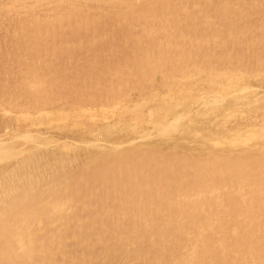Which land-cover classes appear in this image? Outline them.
<instances>
[{"label":"rangeland","instance_id":"obj_1","mask_svg":"<svg viewBox=\"0 0 264 264\" xmlns=\"http://www.w3.org/2000/svg\"><path fill=\"white\" fill-rule=\"evenodd\" d=\"M24 1L23 0H0V11H1L0 13L2 14V15L0 14V24L2 25V26L0 25V51H1L0 52V60H1L0 61V68H1L0 69V81H1L0 82V92H1L0 93V101H1L0 102V104H1L0 105V135H2L3 133L9 132V131H13L14 133L23 134L27 130L35 129V130H39V132L40 131L43 132V131H47V130L52 131L51 133L55 136L54 138H57V136H59V137H63V136L65 137L66 136L65 138H68V139H74L75 138L76 141H80V140H89V139L95 138V136L100 135L99 138L106 137L104 139H108L111 141H120V139L122 140L125 138V134L122 132V130H123L122 126L121 127L115 126V128H114V125H113V127L109 128V126H107L105 123L99 122L98 120L95 122H92L91 120H89L88 117L83 116L85 114L79 113L78 108L88 109L90 107L94 108L95 106H105V105L109 106L111 104L115 105L117 103L126 107V105H128V103H130L132 100H136V97L138 98V95H140L141 92H143V89L146 88V86H149V85L152 86L155 83L159 82L164 77L163 76L164 73H167L168 71H170L172 68L175 67V66H173L171 68L169 66L170 64L166 63V61L169 62V60L162 59L164 56L168 57V56L172 55L175 57L178 55H183L181 57L183 60H187L188 58L191 59L192 62L189 63L188 67H186V65L184 64L183 66L176 68V69H178L177 70L178 74L181 73L179 75L180 79L182 77H189L188 76V75H190L189 71L190 70H192V71L196 70V66L194 67L193 65H199L202 67H207V69H210V68L216 69L217 68L218 70L221 69L224 72L230 71L229 75L233 76L232 78L230 77V79H232V80L228 81V82L224 81L223 84H221L224 86L233 87V86L241 85L244 83H248L250 85L251 84L257 85L258 84V85L264 86V68H263L264 67V58H263L264 57V54H263L264 53V22H263L264 21V0H225V1L224 0H135V1L134 0H125V1L124 0H88V1L87 0H60V1L59 0H48V1L47 0H42V1L41 0H37V1L36 0H27L28 2L26 0H24ZM43 1H44V3H42ZM21 2H23L24 5ZM38 2H39V4L40 3L41 4L39 5ZM54 4H55V6H54ZM91 5L93 7H91ZM86 6H88V7H86ZM31 7H32V9H31ZM36 8H37V10H36ZM7 9H9V10H7ZM23 9L25 11H23ZM12 10L15 12H13ZM14 13H16V14H14ZM32 13H33V15H32ZM58 13H59V15H58ZM11 14H12V16H11ZM41 14L42 15L44 14V15L42 16ZM51 14H53V15H51ZM14 15H16V16H14ZM234 15H236V16H234ZM29 16L31 18H29ZM7 17H9V18L7 19ZM35 18H36V20H34ZM27 19H28V21H27ZM67 19H68V21H67ZM2 21H3V23H2ZM231 21H232V23H231ZM80 22L84 23L82 31H80V29L78 28V24ZM28 23H29V25H28ZM60 23H61L62 27H61ZM239 25H241V27ZM47 27H49V28H47ZM45 28H46V30H45ZM241 28H242V30H241ZM38 30H40L41 32ZM228 30H230V31H228ZM261 30H263V32H260ZM60 32L62 33V35ZM72 32L74 35L72 34ZM229 32H231L230 35H229ZM78 33H79V35H78ZM9 34H10V36H9ZM25 34H27V35H25ZM233 34H234V36H233ZM235 35H237L236 38H235ZM22 37H23V40L21 39ZM43 37H45V38H43ZM5 38H7V39H5ZM133 38L137 39V40H135V43L133 42ZM166 38L169 40L168 42H170L169 43L170 46L165 48V47H162L160 44L162 41H166L165 40ZM109 39L112 40L113 45H115L114 47L119 48V52H120V50H122V51L125 50V53L128 52L129 54L133 55V50L138 51V48L148 47L150 49L153 48V51L157 50V48H159V50H161V54L158 53V51H156V52L152 53L151 55H149V57L145 59V62L143 63V65H141V66H143L142 69H141V67H138V66L136 67L135 64L132 62H129V63H126L125 65H123L124 70H123V67L120 70H122L123 73L126 72L125 78L123 79L125 81H123V80L119 81L117 79V81H119L120 83L115 81L116 77H117V75H115V73H118L117 70H114L111 68H109L107 71V72H109V74L104 76L103 78H100V76H102V75H100L99 73H96L97 77L94 76L95 74L92 73L93 79L90 81L89 80V74H87V73H89L87 68L93 67L94 72H100L102 70V68L106 69L107 65L111 64V63H109V61L111 62L113 60V57L116 54V53L112 54V52L107 50L108 48L106 46H108L107 44H108ZM33 40H34V42H33ZM39 40H40V42H39ZM228 40H230L229 43H228ZM199 41H201V44L197 45V42H199ZM241 41H242V44H241ZM28 42H30V43H28ZM61 42H62V44H61ZM235 42L236 43L238 42L239 46ZM251 42H252V44H251ZM260 42H261V44H260ZM9 43H10V47L8 45ZM46 43H47V45H46ZM227 44H228V46H227ZM35 45H37V46H35ZM224 46H225V48H224ZM235 46L237 47V49ZM56 47H57V49H56ZM252 47H254V48H252ZM8 49H9V51H11L10 52L11 54L9 53ZM234 49H235V51H234ZM238 49H242L245 52V54L243 51L238 50ZM255 49H257V50L255 51ZM64 50L66 52H64ZM213 50L216 52V53L214 52L215 54L213 53ZM252 50H253V52H252ZM17 51H18V53H17ZM97 51H101L100 55H99V59H97L98 61H96L97 63H95V64H98L99 66L95 65V64H90V62H92L91 60L95 59V56L93 54ZM231 51H232V53H234L235 56H233V54H231ZM36 52H37V54H36ZM91 52H93L92 53L93 56H91ZM248 52H250V53H248ZM7 53H8V55H7ZM254 54H256L257 56ZM260 54H261V56H260ZM54 55H57V56H54ZM226 55H227V57H226ZM78 56L82 59H80ZM38 57H39V59H38ZM245 57H246V59H245ZM259 57H260V60H259ZM212 58L216 62H214V60ZM3 59L5 62L3 61ZM159 59H162L163 60L162 63H165L169 69L167 68V70L163 71V70L158 69V67L156 66L155 70H154L156 72H153V73L148 72L151 70V67L153 65L157 64ZM225 59H226V61H225ZM28 60H29V62H28ZM50 61H51V63H50ZM77 61H79V62H77ZM242 61H244V62H242ZM251 61H253V63ZM81 62H83V63H81ZM88 62H89V64H88ZM9 63H11L12 65ZM248 63H249V65H248ZM258 63H260V64H258ZM29 64H31V65H29ZM40 64H42V65H40ZM83 64H85V65H83ZM86 64H88V66ZM214 64H215V66H213ZM4 65H5V67H4ZM10 65H11V67H10ZM92 65H94V66H92ZM47 66L49 67V69ZM51 66H53V67H51ZM85 66H86V68H85ZM191 66H193V67H191ZM230 66H231V68H230ZM234 66L236 67V70H235ZM237 66H240V67H237ZM241 66L243 69L241 68ZM222 67H224V68H222ZM246 67H248V68H246ZM5 68H6V71H5ZM59 68H60V70H59ZM61 69H63V70H61ZM226 69H227V71H225ZM9 70L11 71V73ZM14 71L17 74L14 73ZM46 71H49V72H46ZM50 71L51 72L53 71V72L51 73ZM61 71H63V72H61ZM251 71H252V73H251ZM58 72H59V74H58ZM3 74H5V75H3ZM69 74L71 75L70 77H69ZM82 74H84V75H82ZM241 74H244V75H241ZM2 75H3V77H2ZM21 75H22V77H21ZM98 75H99V77H98ZM176 75L174 74L173 76L177 77ZM54 76H56V77H54ZM67 76H68V78H67ZM79 76H82V77H79ZM204 76H207V75H204ZM16 78H17V81L14 80ZM21 80L23 82H21ZM2 81H4V82H2ZM39 81H40V83H39ZM50 81H52V82H50ZM87 81H88V83H87ZM175 81H177V80L174 79L173 82H175ZM257 81H258V83H257ZM77 82H78V84H77ZM105 82H107V83H105ZM216 82H217V79H216ZM231 82H232V84H231ZM123 83H124V85H123ZM57 84H59L60 86ZM171 84H169L163 91H161V93H166V92L171 93L173 91H176L175 92L176 95H179V93H181V95L184 94L185 96L182 98V101H181L182 104L180 103V107H183V106L184 107H190L191 105L196 103V101H197L196 97L199 93L198 91H200L199 88H193L190 90V92L185 94L183 92V89H180L181 86L183 87V85H182L183 83H180V87H178L177 90H172L173 85H171ZM63 85H64V87H63ZM81 86H82V88H81ZM216 87H219V86L216 85ZM100 88H102V89L100 90ZM78 89H79V92H78ZM88 90H89V92H88ZM6 91H7V93H6ZM16 91H17V93H16ZM187 91H188V88H187ZM120 92H122V93H120ZM33 93H35V94H33ZM80 93H81V95H80ZM109 93H111V94H109ZM114 93L115 94L117 93V94L115 95ZM190 93H191V95H190ZM195 94H196V96H195ZM73 95H75V96H73ZM84 95H85V97H84ZM192 95H194V96H192ZM132 96H134V97H132ZM41 100H42V102H41ZM70 101H71V103H70ZM76 101H78V102H76ZM244 101L245 102H241V103H243L242 105L245 104L246 106L244 108H242V110L240 109V112L236 113V115L233 116V119L235 120V122L245 120L246 118H249L251 116H254L256 114L263 112V110H264V108H263L264 102H262V103L261 102L249 103L248 104V103H246V102H248V100H244ZM13 102H15V103H13ZM31 102H33V103H31ZM48 103H50V104H48ZM154 104L148 105L147 107L143 106L144 109L146 108L145 110H147L148 108L153 109L152 111L154 114L152 116V119L156 118V117H157V119L163 118V115L165 117H169V115L173 113L172 111H175V112L177 111V108H171V105L162 104L161 101L157 102V105H154ZM189 104H190V106H189ZM19 105H20V108H19ZM154 106H155V109L157 108L158 111L153 108ZM220 106H219L220 108L214 107L213 110H212V108H210L209 112L205 111L206 113L204 111H200V113L198 112L192 118H190L187 123L182 124L183 127L181 129H184V131L185 130L187 131V135L185 134V135L181 136V138L184 136V138H182L183 141L179 140V141H177L178 143H176V142L173 143L171 141H168L166 138H163V139H160L161 142H159V143H162V146H160L161 144H159L158 141H148V143H146V144L144 143L146 146L144 144H142L137 149L132 150L134 153H138V154H134V153L128 154L127 153L126 155H130L133 158L138 156L139 158L143 159L144 161H150V162L152 161L153 162L152 164H154L155 162H159L160 160L168 159L169 157L171 159L184 157L185 160L192 158L191 160L199 162L202 160H206L207 156L208 157L210 156L211 158H217V161L213 160L217 163L222 162V163H226L225 165H231L234 167L237 165L236 164L237 161H239V162L243 161L245 163H247V162L250 163V162H253L255 160V162L256 161L259 162L260 157H259L258 153L255 151H252L251 149L247 150L246 155L233 152L230 155L231 156L230 157V156L222 155L220 153V150H217V149H219L217 147L212 148L205 143L202 144V146L200 148L198 146L193 147L188 142L189 141V135H191L190 131L195 132V129L200 128L201 125H206L208 127L210 126L209 128H213L214 125H216V124L214 121H211V120H214V118L216 120L217 117H219V116L225 117L227 119L228 115H227L226 110H228L231 107V105L229 103H224ZM32 108H33V110H32ZM164 108H165V110H163ZM38 110H39V112H38ZM166 110H167V112H165ZM224 110L226 112H223ZM164 112H165V114H164ZM155 113H157V114H155ZM224 113H225V115H224ZM160 114H161V116H160ZM240 115H241V117H239ZM205 123H207V124H205ZM48 125H50V126H48ZM104 125H106V126H104ZM42 126H43V128H42ZM107 129H108V131H107ZM116 129H118V130H116ZM120 129H121V131H120ZM109 131H111V132H109ZM104 132L106 133V135ZM121 132L123 135L121 134ZM41 136L36 137L37 142L44 141V138H45L44 135H41ZM251 136L252 135H250V138H251ZM162 141H164V142H162ZM154 142L156 143L157 147H156V145H154L155 144ZM151 143L152 144L154 143V144L151 145ZM252 143L253 142H251L250 144H252ZM178 144H180V145H178ZM12 146L15 147V143H13V144L11 143V145H9V148H11ZM5 147H7V145H3V147H1V148H5ZM167 147H168V150H167ZM188 147H190V148H188ZM81 149H82V147L75 148V147H71L69 145H67L65 149L63 147L60 148L58 146H54V147H50V148H46V149L43 148V149H39V150H33V151H31V153H28L29 155L25 154L24 156H22L20 158L16 157V156L14 158H9L6 161L7 163L4 164V166L3 165L0 166V174L5 172V171H9V170H11V173H13V174L1 175V177H0L1 186L0 187H2L4 185H5V187H9V185L15 184V182H18V180L23 179V180H21L20 183H18V185H14V187H16L17 189H15L13 194L10 193V195L8 197H6V196L2 197L4 199L3 201H5V203L7 201H8L7 203H9L12 199H14L16 197H19L20 199L23 198L24 194L22 193V191L23 190L27 191V189L29 188L28 187L29 185L31 186L30 189L32 191V194L29 197H35L37 199H40L42 202H45L48 199L49 200L59 199L61 197L67 198V201H68L67 203L69 204V205L68 204L67 205H68L69 210L65 215H63L64 216L63 221L65 222V224H69L73 228H75L77 226L82 227L83 230L86 231V234H85L86 237H84L85 241L87 240L88 242H90V244L93 242L92 246H94L93 248L97 249L96 254L99 255V253L100 254L106 253L107 250L109 249L108 246L105 245V242H101V244L95 245L96 242L94 241V238L97 235V233H99V230L101 227V225H99L100 224L99 223L100 217L102 214H106L105 211L102 209V202L105 201L107 203H110V202L114 203V199H113L114 196H112V195L107 196L106 195L107 193H105L103 190L104 186H102L101 183H99V182H101L100 180L97 181L95 179L97 182L90 184V185H88L86 181H87V178L89 176H92L94 174V172H97V167L100 166L103 162H105L106 159H109L112 155H115L114 154L115 152L114 151L111 152L110 150H104V151L103 150L102 151L97 150L98 151L97 152L93 148H87V149L84 148L82 150ZM165 149H166V151H165ZM196 149H197V151H196ZM198 149H200L199 152H198ZM192 150H194L196 152H194ZM156 151H158V152H156ZM80 152L83 153L82 157H81ZM209 152H211L212 154L208 155ZM122 153H124V152H122ZM37 154H38V156H37ZM139 154H140V156H139ZM235 154H238V155H235ZM98 155H99V157H98ZM74 156L76 158H73ZM92 156H93V159H92ZM78 157H79V160H78ZM80 157L82 159H80ZM147 157L149 158V160ZM99 158H101V160ZM90 159H92V161ZM75 160H76V162H75ZM89 161H91V162L89 163ZM22 162H24V164ZM78 162H80L82 164V166H80V163H78ZM75 164H77V167H75L76 166ZM16 166H18V167H16ZM68 166H69L70 170H69ZM149 169L152 170V168H149ZM184 169L185 168L182 167V169H180V171H178L179 169L178 170L176 169V171L171 170V172H177L178 171L179 173H181V172L184 173ZM5 176L6 177L9 176V177L6 178ZM238 176L239 175L234 173V174H232V176L229 177L231 184L229 182L227 184H225V183H223L222 180L219 182V180L215 178V181L212 180L211 182H214L216 184L209 186V188H208L209 194L206 193V194H204L205 196H203V195H197L196 197L194 196L193 203L195 202L194 204H196L197 206L199 205V207H202V209H204V210L206 209L205 214L206 213L212 214L213 212L216 211V213L218 215H221L222 218L224 217L226 220L228 219V221H231V224L235 225L236 222L233 219L234 218L233 215H235L234 209L239 205V203L236 204V202H238V201H235V202L232 201L230 203L231 197L229 198L228 197L229 195H225V194H228V191H226L227 188H231L233 186L236 187L235 186L236 184H233V183H234V180L237 181V179L239 178ZM71 178H75V182L73 184L71 182ZM190 179H191V181H190ZM168 181L170 183V178ZM171 181L173 182V180H171ZM181 182H183V180L182 181L179 180L178 182H173L171 184L174 185L175 190L178 189L176 191H180V192L182 191L183 194H185L184 189H185V187H187V185H188L187 183H189L188 186H191V183L194 184V180L192 178H189L188 182L186 181V179H184L183 183H181ZM211 182H210V184H211ZM240 182H242V181H240ZM67 183H69V186H66ZM164 183L169 184V183H167V181H165ZM59 184H61L62 186L64 185V187H67L66 188L67 189L66 194H63L64 187H62ZM84 184H85V186H84ZM229 184H230V186H229ZM55 185L59 186L58 189L56 188L57 186H55ZM217 185H220L219 187L221 190H219V192L223 191L224 194H223V192L221 194H223L224 196L220 195L221 201L218 203L217 202L214 203L213 202V201H215L214 195H212V194L218 192ZM54 186H55V188H54ZM194 186L197 187V184L195 183ZM52 187H53V189H52ZM74 188H75V190H74ZM201 188L202 187L198 186L195 190L200 192ZM69 189H70V191H69ZM92 190L96 194L92 193L91 192ZM234 190H235V188H234ZM88 191H90V193H88ZM225 192H227V193H225ZM73 195H75L76 197H74ZM81 195H83V196H81ZM109 198H112V199H109ZM195 198H197V199H195ZM201 199H203V200L201 201ZM207 199H208V201H207ZM96 200H98V201H96ZM168 200L172 202V201H174V197L170 196ZM203 201L205 202V204ZM99 204H100V206H97V208H96V205H99ZM214 205L216 207H214ZM221 206H222V208H221ZM252 207H254L255 209L257 208V209L255 210ZM1 208L2 207H0V209ZM98 208H100V209H98ZM194 208L195 207H192V209H194ZM262 208H264V200L262 202H261V200L257 201L255 204L253 203V205L249 209L251 211H254L255 213L259 214L260 212H262L264 210ZM97 209L99 210V212L97 211ZM200 210H201L200 208H196V211H200ZM189 211H188V213H189ZM196 211L194 212V210H193L192 214L196 213ZM257 211H259V212H257ZM92 212L95 215H93ZM101 212H104V213H101ZM118 212H120L119 209H118ZM43 213H46L45 210H43ZM225 213H227L228 216ZM45 215L46 214H43V216H45ZM47 215L48 216L50 215L49 211L47 212ZM225 216H227V217H225ZM188 218H189V216H188ZM203 218H205V215ZM78 219H80V221H83L86 219H89V220L91 219L90 220L91 226H88V227L83 226L82 223H78ZM97 219H99V220L97 221ZM196 225L197 224H191V223L189 225H186L187 227H189V231H191V232H189V234L193 235L195 233L194 230L196 228ZM134 227L135 226H127V229L125 231H132V229ZM248 227H250V226H248ZM93 231H95V233ZM130 235H131V233H130ZM205 236L208 237V234H205ZM134 241H135V239H133V237H132V238H130V240H126V243L125 242L124 243L119 242L118 243L119 246L117 245L116 249H114V250L110 249L111 250V252L109 251L110 255L108 254V256L106 258H104V260H103V258L101 260H99L97 258L98 264H117V263H119V264H133V262H135L134 260L136 259V258H134L135 252L133 250H135L136 248L138 249L140 246H142L140 243H139L140 244L139 245V244H137L138 242H134ZM139 242H141V241H139ZM156 244H155V247H157ZM122 245H124V246H122ZM118 248L121 250H118ZM90 249L93 250L92 248H90ZM131 249H133V250H131ZM141 249H143V248H139V250H141ZM215 250H216L215 251L216 253L217 252L218 253L224 252L222 249H218V248ZM93 251H95V250H93ZM121 251H123V253ZM85 252H87V251L85 250ZM121 258H123V259H121ZM57 259L59 260V256H57Z\"/></svg>","mask_w":264,"mask_h":264},{"label":"bare ground","instance_id":"obj_2","mask_svg":"<svg viewBox=\"0 0 264 264\" xmlns=\"http://www.w3.org/2000/svg\"><path fill=\"white\" fill-rule=\"evenodd\" d=\"M21 3L23 4V2H21ZM42 3H44V1ZM38 4H39V2H38ZM55 4H54V6H55ZM88 6H86V7H88ZM91 7H93V6L91 5ZM31 9H32V7H31ZM7 10H9V9H7ZM36 10H37V8H36ZM23 11H25V10L23 9ZM13 12H15V11H13ZM14 14H16V13H14ZM32 15H33V13H32ZM51 15H53V14H51ZM58 15H59V13H58ZM11 16H12V14H11ZM14 16H16V15H14ZM234 16H236V15H234ZM8 18L9 17H7V19ZM29 18H31V17L29 16ZM34 20H36V18ZM27 21H28V19H27ZM67 21H68V19H67ZM2 23H3V21H2ZM231 23H232V21H231ZM28 25H29V23H28ZM60 25H61V23H60ZM83 25H84L83 22H80L78 24V28L80 29V31L83 30ZM239 26L241 27V25H239ZM61 27H62V25H61ZM47 28H49V27H47ZM45 30H46V28H45ZM241 30H242V28H241ZM38 31H40V30H38ZM228 31H230V30H228ZM260 32H263V30H261ZM230 33L231 32H229V35H230ZM72 34H73V32H72ZM234 34H233V36H234ZM25 35H27V34H25ZM61 35H62V33H61ZM78 35H79V33H78ZM9 36H10V34H9ZM236 36L237 35H235V38H236ZM43 38H45V37H43ZM136 38L135 39L133 38L134 43H135V40H137ZM5 39H7V38H5ZM21 39L23 40V37ZM165 40L166 41H162L160 45L162 47L166 48V47L170 46L169 45L170 42H168L169 40L167 38ZM229 41L230 40H228V43H229ZM33 42H34V40H33ZM39 42H40V40H39ZM28 43H30V42H28ZM61 44H62V42H61ZM200 44H201V41L197 42V45H200ZM236 44L238 45V42ZM241 44H242V41H241ZM251 44H252V42H251ZM260 44H261V42H260ZM8 45L10 47V43ZM46 45H47V43H46ZM107 45H108V46H106L108 48L107 50L112 52V54H114V53H116V54L113 57V60L111 62L109 61V63H111V64H108L106 69L102 68V70L100 72H94L93 67L87 68L89 71V73H87V74H89V80L90 81L93 79L92 73L95 74L94 76H96V73H99L100 75H102V76H100V78H103L104 76L109 74V72H107L109 68L117 70V72H118V73L114 72L115 75H117L115 81H117V79L119 81H122L125 78V73H126V72L123 73L122 70H120V69H122L123 65H125L126 63H129V62H132L135 64L136 67L138 66V67H141V69H142L143 66H141V65H143V63L145 62V59L148 58L149 55H151L152 53H154L156 51H158V53L161 54V50H159V48H157V50L153 51V48L150 49L148 47L138 48V51L133 50V55L129 54L128 52L125 53V50H123V51L120 50V52H119V48L114 47L115 45H113V42L111 39H109ZM35 46H37V45H35ZM227 46H228V44H227ZM224 48H225V46H224ZM252 48H254V47H252ZM56 49H57V47H56ZM236 49H237V47H236ZM238 50L243 51L242 49H238ZM256 50L257 49H255V51ZM8 51H9V49H8ZM234 51H235V49H234ZM10 52L11 51H9V53ZM64 52H66V51L64 50ZM100 52L101 51H97L93 54L95 56V59H92L91 60L92 62H90V64L97 63L96 61H98L97 59H99ZM214 52L215 51L213 50V53ZM252 52H253V50H252ZM17 53H18V51H17ZM92 53L93 52H91V56H93ZM248 53H250V52H248ZM36 54H37V52H36ZM231 54H233V56H235L234 53H232V51H231ZM244 54H245V52H244ZM261 54H260V56H261ZM7 55H8V53H7ZM254 55H256V54H254ZM54 56H57V55H54ZM182 56L183 55H178L175 57L172 55H170L168 57L164 56L162 59L169 60V62L166 61V63L170 64L169 66L171 68L173 66H175V67L172 68L167 73H164L163 74L164 77L159 82L155 83L152 86L151 85L146 86V88H144V89L142 88L143 92H141V94L138 95V98L136 97V100H132L130 103H128V105H126V107L117 103L115 105L111 104L109 106H107V105L95 106L96 108L95 107L94 108L90 107L88 109L78 108L79 113L85 114L83 116L88 117L89 120H91L92 122H95L98 120L99 122L105 123L107 126H109V128L113 127V125H114V128H115V126L116 127L122 126V129H123L122 132L125 134V138L122 140L120 139V141H111L108 139H104L106 137L99 138L100 135L95 136V138H92L89 140H80V141H76L75 138L74 139L65 138L66 136L65 137L64 136L63 137L57 136V138H54L55 136L51 133L52 131L47 130V131H43V132L40 131L39 132V130H35V129L27 130L23 134L14 133L13 131H9V132H6V133H3L2 135H0V146L2 145L1 147H3V145H7V147H5V148L0 147L1 148L0 149V152H1L0 153V166L1 165L4 166V164L7 163L6 161L9 158H14L15 156L20 158V157L24 156L25 154L31 153V151H33V150H39V149H43V148L46 149V148H50V147H54V146H58L60 148L63 147L65 149L66 146L69 145V146L75 147V148H80V147H82V149L93 148L96 151L97 150H101V151L102 150L103 151L104 150H110L111 152H113V151L115 152L114 153L115 155H112L109 159H106L105 162H103L100 166H98L97 172H94V174L92 176H89L87 178V181H86L87 184L90 185V184H93V183L97 182L98 180H100L101 182H99V183H101V185L104 186L103 190L105 193H107L106 195L107 196H109V195L114 196L113 197L114 203H111L110 202L111 200L109 201L111 204L107 203L105 201L102 202V209L105 211L106 214H102L100 217V220L97 219V221L99 220V223H100L99 225H101V227L99 226L100 227L99 233H97V235L94 238V241L96 242L95 245L101 244V242H105V245H107L109 248L106 253H101V254L99 253V255L96 254L97 249L93 248L94 247V246H92L93 242L90 244V242H88L87 240L85 241L84 237H86L85 236L86 231L83 230L82 227L77 226V227L73 228L69 224H65V222L63 221V217H64L63 215H65L69 210V208H68L69 204L67 203L68 201H67V198H65V197H61L59 199H51V200L48 199L47 201L42 202L40 199H37L35 197H29L32 194V191L30 189L31 186L28 184L29 188L27 189V191H25V190L22 191V193L24 194L23 198L20 199L19 197H16V198L12 199L9 203H7L8 202L7 201L6 202L7 204H6L5 201H3L4 199L2 197H5V196L8 197L10 195V193L13 194L15 189H17L16 187H14V185H18V183H20L21 180H23V179H21V180H18V182H15V184L9 185V187H5V185L0 187V207H2L0 209V264H98L97 258L99 260H101L103 258V260H104V258H106L108 256V254L111 252L110 249H112V250L116 249L119 242L120 243H124V242L126 243V240H130V238H132V237H133V239H135L134 242H138L137 244L140 243L142 245L139 248H143L141 250H139V248L138 249L136 248L135 250L131 249L135 252L134 258H136L134 260L135 262L132 261L133 264H264V222H263L264 221V210L262 212H260L259 214H257L254 211H251L249 209L253 205V203L255 204L257 201L261 200V202H262L264 200V110H263V112L256 114L254 116H251L249 118H246L245 120L235 122V120L233 119V116H235L236 113H239L240 109L242 110V108H244L246 106L245 104L242 105L243 103H241V102H245L244 100H248V102H246L248 104L249 103H258V102L262 103V102H264V86L258 85V84L257 85H252V84L250 85L248 83L236 85L233 87L221 85V84H223L224 81H226V82L231 81L232 79H230V77L232 78L233 76L229 75L230 71L224 72L217 65L216 66L220 70H218L217 68L215 69V68L209 67L210 69H207V67H202L199 65H193L194 67L196 66V70L195 71L190 70L191 72L189 71V74H190V75H188L189 77H182L180 79L179 75L181 73L178 74V72H177L178 69H176V68L183 66L184 64L186 65V67H188L189 63L192 62L191 59H189V58L187 60H183L181 58ZM226 57H227V55H226ZM38 59H39V57H38ZM80 59H82V58H80ZM162 59H159L157 64L153 65L151 67V70L149 69L150 71H148V72H151V73L156 72V71H154L156 66L160 70H163V71L167 70L168 67L165 63H162L163 62ZM226 59H225V61H226ZM245 59H246V57H245ZM259 60H260V57H259ZM3 61H4V59H3ZM28 62H29V60H28ZM77 62H79V61H77ZM214 62H216V61L214 60ZM242 62H244V61H242ZM251 62L253 63V61H251ZM50 63H51V61H50ZM81 63H83V62H81ZM9 64H11V63H9ZM31 64H29V65H31ZM88 64H89V62H88ZM88 64H86V65L88 66ZM258 64H260V63H258ZM11 65H10V67H11ZM40 65H42V64H40ZM83 65H85V64H83ZM95 65H98V64H95ZM248 65H249V63H248ZM92 66H94V65H92ZM193 66H191V67H193ZM213 66H215V64ZM242 66H241V68H242ZM4 67H5V65H4ZM51 67H53V66H51ZM237 67H240V66H237ZM85 68H86V66H85ZM222 68H224V67H222ZM230 68H231V66H230ZM246 68H248V67H246ZM48 69H49V67H48ZM59 70H60V68H59ZM61 70H63V69H61ZM123 70H124V67H123ZM235 70H236V67H235ZM5 71H6V68H5ZM225 71H227V69ZM252 71H251V73H252ZM46 72H49V71H46ZM61 72H63V71H61ZM10 73H11V71H10ZM14 73H16V72L14 71ZM58 74H59V72H58ZM174 74L175 75L177 74L176 75L177 77H174L173 76ZM3 75H5V74H3ZM3 75H2V77H3ZM82 75H84V74H82ZM204 75H207V76H204ZM241 75H244V74H241ZM56 76H54V77H56ZM70 76L71 75L69 74V77ZM21 77H22V75H21ZM79 77H82V76H79ZM98 77H99V75H98ZM67 78H68V76H67ZM174 79L177 81L173 82ZM216 79H217V82H216ZM14 80L17 81V78ZM119 81H117V82H119ZM123 81H125V80H123ZM2 82H4V81H2ZM21 82H23V81L21 80ZM50 82H52V81H50ZM39 83H40V81H39ZM87 83H88V81H87ZM105 83H107V82H105ZM180 83H183L182 84L183 87L181 86L180 89H183V92L185 94L190 92V90L193 88H199L200 89V91H198L199 93L196 97V100H197L196 103L191 105V106L189 104L190 107H184V106L180 107V103L182 101V98L185 96L184 94H182L183 96L181 95V93H179V95H176L175 94L176 91H173L171 93H169V92L161 93V91H163L169 84L173 85L172 86L173 89L171 88L172 90H177V88L180 87ZM257 83H258V81H257ZM77 84H78V82H77ZM231 84H232V82H231ZM57 85H59V84H57ZM64 85H63V87H64ZM123 85H124V83H123ZM216 85L219 87H216ZM81 88H82V86H81ZM187 88H188V91H187ZM101 89L102 88H100V90ZM78 92H79V89H78ZM88 92H89V90H88ZM6 93H7V91H6ZM16 93H17V91H16ZM120 93H122V92H120ZM33 94H35V93H33ZM109 94H111V93H109ZM80 95H81V93H80ZM190 95H191V93H190ZM73 96H75V95H73ZM192 96H194V95H192ZM195 96H196V94H195ZM84 97H85V95H84ZM132 97H134V96H132ZM159 101H161L162 104L171 105V108H177V111L176 112L172 111L173 113L170 114L169 117H165L163 115V118L157 119V117H156V118L152 119V116L154 114L152 111L153 109L150 108L151 109L150 110L148 108L147 110H145L146 108L144 109L143 106L147 107L148 105H151L154 103H155L154 105H157V102H159ZM41 102H42V100H41ZM76 102H78V101H76ZM13 103H15V102H13ZM31 103H33V102H31ZM70 103H71V101H70ZM224 103H229L231 105V107L228 110L225 109L227 111V115H228L227 119L225 117H220V116L217 117L216 116L217 117L216 120H215V118H214V120H211V121H214L216 124L213 127L214 129L209 128L210 126L208 127L206 125H201L200 128L195 129V132L190 131L191 135H189V141L188 142L193 147L198 146L200 148L202 146V144H204V143L209 145L212 148L217 147V148H219L217 150H220V153L222 155H226V156H230L233 152L246 155L247 150L251 149L252 151H255L258 153V155L260 157L259 162H257V161L255 162V160L253 162H250V163H248V162L245 163L243 161H240V162L237 161L236 162L237 165L234 167L231 165H225L226 163H222V162L217 163V162L213 161V160L217 161V158H211L210 156L209 157L207 156L206 160H202L199 162L191 160L192 158L185 160L184 157L176 158V159L175 158L171 159L169 157L168 159L160 160L159 162H155L154 164H152L153 163L152 161L151 162L150 161H144L143 159L139 158L138 156L133 158L130 155H126L127 153L128 154L134 153L132 150L137 149L138 147H140L144 143L145 144L148 143V141H158V143H159V142H161L160 139L166 138L168 141H171L173 143H175V142L178 143L177 141H179V140L181 141L182 138H184V136L181 138L182 135H185V134L187 135V131L186 130L184 131V129H181L183 127L182 124L187 123L188 120L190 118H192L196 113H198V112L200 113V111H204V112L208 111L209 112L210 108H212V110L214 107L220 108L221 107L220 105H222ZM48 104H50V103H48ZM19 108H20V105H19ZM153 108L155 109V106ZM32 110H33V108H32ZM155 110H157V108ZM163 110H165V108ZM225 110L223 112H226ZM38 112H39V110H38ZM165 112H167V110ZM165 112H164V114H165ZM155 114H157V113H155ZM161 114H160V116H161ZM224 115H225V113H224ZM239 117H241V115ZM205 124H207V123H205ZM50 125H48V126H50ZM106 125H104V126H106ZM42 128H43V126H42ZM116 130H118V129H116ZM107 131H108V129H107ZM120 131H121V129H120ZM109 132H111V131H109ZM122 132H121V134H122ZM41 135H44V137H45L44 141L37 142L36 137H40ZM105 135H106V133H105ZM250 135H252L251 138H250ZM162 142H164V141H162ZM251 142H253V143L250 144ZM11 143L12 144L15 143V147L12 146L11 148H9V145H11ZM153 144L151 143V145H153ZM159 144H161L160 146H162V143H159ZM154 145H156V143ZM178 145H180V144H178ZM156 147H157V145H156ZM188 148H190V147H188ZM167 150H168V147H167ZM199 150L200 149H198V152H199ZM165 151H166V149H165ZM192 151H194V150H192ZM196 151H197V149H196ZM196 151H194V152H196ZM122 152H124V153H122ZM156 152H158V151H156ZM80 153H81V157H82L83 153L82 152H80ZM134 154H138V153H134ZM140 154H139V156H140ZM210 154H212V153L209 152L208 155H210ZM235 155H238V154H235ZM37 156H38V154H37ZM93 156H92V159H93ZM81 157H80V159H82ZM98 157H99V155H98ZM73 158H76V157L74 156ZM92 159H90V160L92 161ZM99 159L101 160V158H99ZM78 160H79V157H78ZM148 160H149V158H148ZM91 161H89V163ZM75 162H76V160H75ZM22 163L24 164V162H22ZM78 163H80V162H78ZM75 165H76L75 167H77V164H75ZM80 166H82L81 163H80ZM16 167H18V166H16ZM182 167L185 168L184 173L183 172L179 173L178 171H180V169H182ZM68 168H69V166H68ZM149 168H152V170H150ZM176 169L177 170L179 169L177 171L178 173L177 172H171V170L176 171ZM69 170H70V168H69ZM234 173L239 175L238 176L239 178L237 179V181L234 180V183H233V184H236L235 185L236 187L233 186L235 188V190L233 187L227 188V190L226 189L225 190L228 191V194H225V195H229L228 196L229 198L231 197L230 203L232 201L233 202L238 201V202H236V204L239 203V205L234 209L235 215H233V217H234L233 219L236 222L235 225L231 224V221H228V219L226 220L224 217L222 218L221 215H218L216 213V211L213 212L212 214L206 213L207 214L206 215L205 214L206 209L204 210V209H202V207H199V205L197 206L196 204H194L195 202L193 203L194 196L195 197L197 195L205 196L204 194H206V193L209 194V189H208L209 186L216 184L214 182H211L212 180L215 181V178H216L219 180V182L222 180L223 183L227 184L228 182L230 183L229 177L232 176V174H234ZM5 174L11 175L13 173H11V170L5 171V172L0 174V177H1V175H5ZM7 177H9V176H7ZM169 178H170V183L168 181ZM189 178H192L194 180V184H192L190 182L191 186H188L189 183H187L188 185L184 189L185 194H183L182 191L181 192L176 191L178 189L175 190L174 185L171 184L173 182H178L179 180L180 181L183 180V182H184V179H186V181L188 182ZM171 180H173V182ZM163 181L164 182L167 181V183H169V184H166ZM190 181H191V179H190ZM240 181H242V182H240ZM71 182L73 184L75 182V178H71ZM183 182H181V183H183ZM210 182H211V184H210ZM195 183L197 184V187L198 186L202 187L200 192L195 190L197 188L194 186ZM230 184H229V186H230ZM59 185H61V184H59ZM0 186H1V183H0ZM55 186H57V185H55ZM55 186H54V188H55ZM66 186H69V183H67ZM84 186H85V184H84ZM219 186L220 185H217L218 189L216 188L218 190V192L212 194V195H214V200H215V201H213L214 203L215 202L218 203L221 201L220 195L224 196L223 191L219 192V190H221ZM58 187L59 186H57L56 188L58 189ZM62 187H64V185ZM66 188L67 187H64L63 194H66V190H67ZM52 189H53V187H52ZM74 190H75V188H74ZM69 191H70V189H69ZM91 192L95 193L93 190ZM222 192H223V194H221ZM88 193H90V191H88ZM225 193H227V192H225ZM83 195H81V196H83ZM73 196L76 197L75 195H73ZM170 196L174 197V201L171 202L168 200ZM109 199H112V198H109ZM195 199H197V198H195ZM202 200L203 199H201V201ZM96 201H98V200H96ZM207 201H208V199H207ZM204 204H205V202H204ZM97 206H100V204L96 205V208H97ZM192 207H195V208L192 209ZM214 207H216V206L214 205ZM196 208H200L201 210L196 211ZM221 208H222V206H221ZM252 208H254V207H252ZM98 209H100V208H98ZM98 209H97V211L99 212ZM118 209L120 212H118ZM262 209H264V208H262ZM43 210H45L46 213H43ZM193 210H194V212L196 211V213L192 214ZM48 211L50 212L49 216L47 215ZM188 211H189V213H188ZM257 212H259V211H257ZM101 213H104V212H101ZM43 214H46V215L43 216ZM225 214H227V213H225ZM93 215H95V214L93 213ZM204 215H205V218H203ZM188 216H189V218H188ZM227 216H228V214H227ZM227 216H225V217H227ZM90 220L86 219V220L80 221V219H78V223H82L83 226L88 227V226H91ZM190 223L191 224H197L196 228L194 230L195 233L193 235L189 234V232H191V231H189V227L186 226V225H189ZM127 226H135V227L132 229V231H125L127 229ZM248 226H250V227H248ZM93 232L95 233V231H93ZM130 233H131V235H130ZM205 234H208V237H206ZM139 241H141V242H139ZM155 244L157 245V247H155ZM124 245H122V246H124ZM90 248H92L95 251L91 250ZM119 248H118V250H121ZM217 248L222 249L224 252L223 253L217 252L218 253L217 254L215 252L216 251L215 249H217ZM85 250L87 252H85ZM121 252L123 253V251H121ZM57 256H59V260L57 259ZM121 259H123V258H121ZM117 264H119V263H117Z\"/></svg>","mask_w":264,"mask_h":264}]
</instances>
